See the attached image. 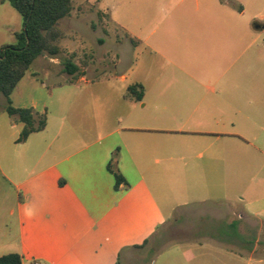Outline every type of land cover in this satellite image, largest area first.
I'll return each mask as SVG.
<instances>
[{"label":"crops","instance_id":"crops-1","mask_svg":"<svg viewBox=\"0 0 264 264\" xmlns=\"http://www.w3.org/2000/svg\"><path fill=\"white\" fill-rule=\"evenodd\" d=\"M226 3L138 4L129 22L115 12L124 36L110 75L80 63L82 73L69 74L62 54L39 56L44 77L32 63L11 99L46 112L47 125L17 142L22 123L2 97L0 178L14 200L1 203L12 224L0 223V256L16 231L23 264H119L117 255L132 264L160 224L210 208L206 217L249 223L264 210H252L264 199V35L255 34L264 28ZM22 28L21 13L0 0V48ZM116 150L126 179L118 189L108 169Z\"/></svg>","mask_w":264,"mask_h":264},{"label":"rangeland","instance_id":"rangeland-1","mask_svg":"<svg viewBox=\"0 0 264 264\" xmlns=\"http://www.w3.org/2000/svg\"><path fill=\"white\" fill-rule=\"evenodd\" d=\"M159 2L160 0H73L71 16L62 18L58 23V27L65 34L61 40L64 47L62 58L72 59L71 56L74 58L75 55L72 60L80 63L81 69L90 64L89 69L97 73L107 71L105 75H110L118 72L114 69L118 50L113 45L124 36V32L121 22L114 17L115 12H118L117 16L123 15V20L129 22L134 17L128 16L127 12L132 14L130 10L137 9L138 4L150 6L154 3L152 7L157 8ZM223 5L243 12L241 17L245 21H259L264 24V0H227ZM100 8L102 19L97 13ZM147 24L149 31L156 23L149 21ZM259 33L264 35V30H256L255 34ZM157 35L158 33L153 38ZM140 57L150 58L151 55L144 52ZM38 59L39 57L34 60L31 69L38 70L44 77L46 68ZM152 61L155 69L162 65L154 57ZM4 200L10 206L14 197L12 198V191L0 178V223L5 225L7 222L11 225L12 218L8 215V207L1 205ZM247 201L241 202L235 198L239 205H245ZM261 208H264V199L261 203L255 201L252 206L255 211ZM205 211H195L202 215L189 217L186 221L181 218L180 223L158 225L154 244L148 243L138 248L132 256V264H264V210L255 217L252 215L249 223H242L238 218L234 223L224 222L210 215L206 217ZM210 211L211 208L206 213ZM17 234L13 231L9 235V241H3V253L7 254L15 249L11 243L17 242ZM116 260L120 261L119 264H125L123 256L119 259L117 255Z\"/></svg>","mask_w":264,"mask_h":264},{"label":"trees","instance_id":"trees-1","mask_svg":"<svg viewBox=\"0 0 264 264\" xmlns=\"http://www.w3.org/2000/svg\"><path fill=\"white\" fill-rule=\"evenodd\" d=\"M9 1L23 16V28L17 33L16 44H5L0 48V102L4 97L5 111L14 120L22 123L17 142H24L31 133L46 127L47 114L36 112L32 107L14 105L11 93L36 58L43 54L60 56L63 53L60 42L65 34L58 27V23L72 13L74 5L73 0ZM102 14L99 13L101 19ZM63 63L67 73L77 76L82 73L80 66L72 59L64 60ZM129 90L130 93H135L134 85L130 86ZM136 98L140 100L142 94H138ZM118 160L119 155L116 150L108 163V169L116 180V189L126 183L124 175L118 168ZM0 264H23L22 256L17 252L3 254L0 256Z\"/></svg>","mask_w":264,"mask_h":264},{"label":"built area","instance_id":"built-area-1","mask_svg":"<svg viewBox=\"0 0 264 264\" xmlns=\"http://www.w3.org/2000/svg\"><path fill=\"white\" fill-rule=\"evenodd\" d=\"M31 264H50L48 261L33 258Z\"/></svg>","mask_w":264,"mask_h":264},{"label":"water","instance_id":"water-1","mask_svg":"<svg viewBox=\"0 0 264 264\" xmlns=\"http://www.w3.org/2000/svg\"><path fill=\"white\" fill-rule=\"evenodd\" d=\"M255 26L257 28H264V24H261V23H256Z\"/></svg>","mask_w":264,"mask_h":264}]
</instances>
